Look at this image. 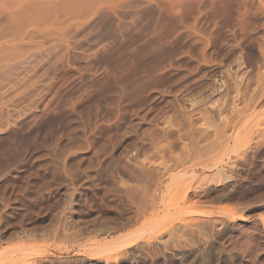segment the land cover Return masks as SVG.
<instances>
[{
    "label": "rangeland",
    "instance_id": "374dc122",
    "mask_svg": "<svg viewBox=\"0 0 264 264\" xmlns=\"http://www.w3.org/2000/svg\"><path fill=\"white\" fill-rule=\"evenodd\" d=\"M0 264H264V0H0Z\"/></svg>",
    "mask_w": 264,
    "mask_h": 264
}]
</instances>
